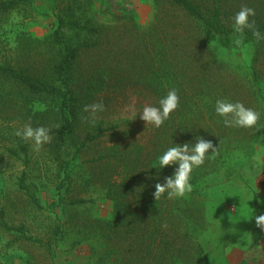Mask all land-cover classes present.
I'll use <instances>...</instances> for the list:
<instances>
[{"label": "trees", "instance_id": "obj_1", "mask_svg": "<svg viewBox=\"0 0 264 264\" xmlns=\"http://www.w3.org/2000/svg\"><path fill=\"white\" fill-rule=\"evenodd\" d=\"M53 1L54 30L43 38H19L16 55L0 56V119L51 129L52 142L43 148L54 166L50 176L61 179L58 190L73 181L83 159L92 157L83 168L85 177L103 189L112 213L84 226L105 241L106 264H209L200 241L205 217H196L192 200H169L166 194L154 199L155 184L179 166L160 169L158 158L175 145L195 144L197 137L211 141L218 154L211 158L210 151L191 174L192 187L201 189L209 175L264 138V40L257 42L247 29L243 35L233 30V17L247 6L255 10L250 20L264 36V0H154L157 23L128 45L122 37L111 39L97 22L93 0ZM35 2L0 0V35L14 13ZM212 38L218 47H212ZM237 38L243 46L235 45ZM247 45L254 53L245 72L226 65L217 53L241 55ZM172 89L179 107L160 128L123 114L132 97L159 107ZM217 100L255 110L257 125L226 127L216 114ZM98 102L105 111L93 124L83 109ZM36 103L45 109L33 112ZM16 138L28 166L32 142ZM26 177L19 186L42 209ZM94 202L77 199L70 205Z\"/></svg>", "mask_w": 264, "mask_h": 264}, {"label": "rangeland", "instance_id": "obj_2", "mask_svg": "<svg viewBox=\"0 0 264 264\" xmlns=\"http://www.w3.org/2000/svg\"><path fill=\"white\" fill-rule=\"evenodd\" d=\"M53 5V0H36L27 10L14 13L1 31L0 56L16 55L19 38L50 34L56 26ZM93 9L110 38L122 37L125 45L143 39L141 33L157 23L154 0H93ZM211 45L218 47L214 38ZM217 53L226 65L245 72L254 48L245 46L241 55L220 49ZM133 100L140 117L147 103L132 97L129 104ZM44 109L42 103L33 105V112ZM21 127L19 121L0 119V264H106L105 241L89 234L84 226L108 219L112 213V203L105 199L103 189L85 177L83 168L90 165L92 157L83 159L73 181L58 190L61 179L50 176L54 166L43 147L36 152L32 144L30 164L25 165L26 157L15 136ZM23 175L42 209L19 186ZM77 199L95 202L70 205ZM176 199H191L196 217H205L206 230L200 241L209 264H264V231L254 223L258 213L264 215V138L235 163L209 175L201 189L192 187ZM23 234L33 240L20 238Z\"/></svg>", "mask_w": 264, "mask_h": 264}, {"label": "clouds", "instance_id": "obj_3", "mask_svg": "<svg viewBox=\"0 0 264 264\" xmlns=\"http://www.w3.org/2000/svg\"><path fill=\"white\" fill-rule=\"evenodd\" d=\"M256 15L253 8L242 6L241 9L233 17V30L235 33L243 35L245 30H250L257 42L264 40L259 29L256 27L255 21L250 20ZM235 45L241 47L244 45L243 39L237 38ZM180 98L175 89L169 90L167 95L159 101V107L145 105L140 113V119L149 126L160 128L164 122L170 118V115L179 107ZM84 112L89 113L84 119L95 123L98 119V113L105 111L102 102L86 105ZM216 114L223 118L226 127L253 128L257 125L260 116L255 110L245 107L241 102H229L226 100H217L215 105ZM131 113L136 115L135 100H133L123 110V114ZM59 128V125H56ZM51 129L45 127L33 128L31 123L24 125L22 129L15 132L17 137H21L25 141H31L33 150L39 152L45 144L52 142L50 135ZM211 151V158H215L218 154V148L209 140L203 137H197L195 144L185 143L184 145H175L168 148L159 158L158 165L160 169L171 165H179L175 169L174 174L165 177L164 183H156L153 192L154 199L159 201L162 197L172 200L182 198L191 192L192 185L190 183L191 174L194 168H198L205 163L206 157ZM256 227L264 231V215L254 217ZM163 227L167 228L165 224Z\"/></svg>", "mask_w": 264, "mask_h": 264}]
</instances>
